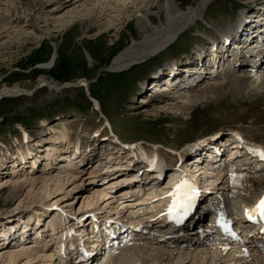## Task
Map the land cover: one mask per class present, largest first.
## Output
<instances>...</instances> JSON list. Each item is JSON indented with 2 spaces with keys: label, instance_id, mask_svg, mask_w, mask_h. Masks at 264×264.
<instances>
[{
  "label": "rangeland",
  "instance_id": "374dc122",
  "mask_svg": "<svg viewBox=\"0 0 264 264\" xmlns=\"http://www.w3.org/2000/svg\"><path fill=\"white\" fill-rule=\"evenodd\" d=\"M15 1L17 11L13 12L12 10V14L14 15L8 20L12 19L13 21L16 16H20L21 19H17L14 25L19 24L24 28L33 26L35 29L28 31L32 32V38L28 40L27 38H21L19 36L13 37L15 33L8 34L0 39V88L19 85L22 88L29 90L33 89V91L32 94L6 96L0 100V250L8 245L17 247L21 242L28 243L31 241L27 235L29 233L27 232L35 231L37 234L36 228L42 227L45 221L42 220L43 216H40L39 212L48 211L49 213H60L64 210V216L71 215L70 211L72 209L70 210V207H67L61 197L57 195H52V198H50L52 202H47V204H45L47 208H44L39 204L41 203L40 196L42 195L39 189H35L29 194L28 190L30 187L26 183L19 194H15V192L11 190V185L14 183V180L22 181L24 177L26 178V175L27 177H31L32 175H29L30 173L28 174L25 168L16 175L11 172V165L13 163L15 164L17 160L16 153L30 147L39 152L45 150L44 145L51 142L54 138L53 132L62 129L64 126L57 123L59 120L65 119L62 122L65 121V124H68L67 127L72 131L73 139H76L75 136L78 134H84L88 130L105 128L111 123L115 130L128 141L158 144L162 146L163 151H167L170 147H186L188 143L198 142L203 138H209L208 136H213L215 133L228 134L235 130H241L245 137L258 141L264 147V82L262 83L264 78H259L262 79V81L257 84L255 87L256 92L251 96L234 95L226 90L225 93L218 97L213 96L207 99V97H203V95L198 92L200 89L198 88V90L196 89L193 92L194 94L192 93V96L194 95L192 99L194 100L193 103L188 104L185 108H171L170 106H172V104L175 105V103H188V101H186L188 98L186 97L189 96L181 98L177 96L173 97V92L172 94L166 93L171 97H167L165 94H156L153 98L151 96L152 94L147 95L141 91V86L145 85L148 81L151 82L149 79L154 76L153 74L158 67H164L175 58L180 62V60H183V57L186 58V54L189 53V56H192L198 45H207L209 38H218V33L224 28L230 27V29H234L233 27L239 20L240 15L245 12L244 8L247 7V0H212L203 16L190 28L182 32L177 37L176 41L171 43L168 48L140 63L131 65L128 69L123 71H106L104 69L108 67L114 56L133 41V38L135 40L141 38L142 33L135 23V19L141 13L140 10L151 14L156 23L160 22L158 3L163 0H150V6L147 7L144 6L145 0H139V5H133V7H130L132 9L129 11L127 9V12L121 10L118 16H115V12L113 11L114 13H111V17L105 19L102 24L96 22L98 18L95 15V11H93V13L90 11L88 14L91 18L88 17V19H86L87 17H84V19L81 20H79L80 18H75L71 24L68 25V30H66V28L63 30L54 28L58 22H53V17L51 15L50 21H45L46 18H48L46 14L50 13L44 11L47 10L48 2L46 3L44 0ZM63 1L65 2V0H61L60 2L64 3ZM174 1L179 7L186 9L196 5L199 0ZM261 5L263 6V4ZM4 6L2 5V7ZM50 7L51 8H48V10H53L54 7ZM73 7L74 5L70 7V10ZM248 7L247 12H245L246 14L249 13L252 5L250 4ZM67 11V9H64L62 13L66 14ZM117 12L118 11H116V13ZM249 15L254 21V28L252 27L253 31L257 23L263 22L262 19L264 20V14L253 13V15ZM110 20L112 21L111 31L97 38L98 35H101L99 24L103 26L102 30L105 31L107 30L106 24H109ZM129 23L130 25L128 26ZM71 25L73 27L69 28ZM263 25L264 24H259L258 36L264 33ZM48 27L52 29L50 30ZM258 36L251 35L250 30H245L244 37L238 40L239 42L242 40L239 45H246L249 40V42H251L253 38ZM21 42L23 44H21ZM219 52L220 54H224L227 50L221 48L217 50L218 54ZM203 53L207 55V51H203ZM53 54H57L53 67L49 69L42 68L43 63L51 61V58L54 56ZM89 54L92 56V60L89 58ZM185 64L186 63H183L180 67L183 68ZM190 68L192 71L198 70L199 64L194 63ZM181 74L182 71L180 70V75ZM43 77L52 83H57L61 86L66 85L61 88V90H55L47 85L42 87L40 79ZM83 78L90 81L89 89L88 86H83L79 82V80ZM156 78L158 77H154L153 79ZM208 80H205V83L214 82V80ZM159 81L160 82L157 83L160 86L166 83H164L163 79H159ZM76 82L82 86H72V83ZM68 83L71 85H67ZM86 89L89 91V96ZM92 97L100 101L103 114L95 108L94 102H91L90 98L92 99ZM25 131H27L30 136L28 143H26L25 138H23ZM109 150L118 152L119 150L122 151V148L120 149L119 146L108 143L106 145L97 146L89 154L88 162H93V166L99 164L98 166H101V168L105 162H115L117 159L110 162V160L106 161V159L102 157V154H107ZM13 152L15 153L14 155ZM106 158H108V155ZM242 162L245 163V165H241V162L238 163L240 167L238 166L239 169H236L237 172L235 171L236 175L239 177H232L229 170L224 169L215 172L216 175L214 173V175L209 173L208 181H205V179L202 180L201 186H205V189L210 192L209 194L220 195L228 199L233 203L231 205H234V207L238 209L245 202L241 192H239L240 189L238 191L239 184L243 185L247 180L246 183L254 185L253 193H250L249 199H255L264 190V173H262V176H259L261 175L259 173L242 172L241 175V170L247 167V164H253L255 160L250 159ZM41 168L38 172L42 171ZM175 173H177V175H175ZM123 175L125 178L127 177L126 172H124ZM173 175L178 176L179 172L175 171L166 175V177L160 181L162 189L174 181V178H170L175 177ZM242 177H244V179H241ZM260 177H263V179L261 178V183L258 182V178ZM113 179L110 178L111 182ZM133 185L134 184L127 185L126 189L129 188L128 186ZM160 186L156 188L155 191H153L152 188H146L138 192L135 191L132 197L127 198L124 197L122 191L125 187H121L118 189L117 192L119 195L116 197V199L119 198L121 200L117 203H115L111 197L108 199V196H110L108 192L112 191L109 184H106V186H98L99 189L104 190L107 195L106 197L104 196L105 198L103 201L100 200L99 202L100 211L101 209L104 211L102 215H100L103 216L107 212H110L108 214L115 215L117 214V210H120L121 216L126 219L131 214L141 213V210H147L148 212L151 209L158 208L168 201L167 198L164 197L167 195L163 194V190L160 189ZM90 187L84 185V187L74 191L71 197H69L74 199V201L78 200L79 203L76 208L74 207V214L72 218H70L71 216L69 217L70 219L68 218V221L74 219L78 213L82 211L80 208L83 203V197L88 194L90 195L93 189L95 190V188L91 189ZM82 188H89V190L85 192L87 194H84L85 190ZM81 192L83 195L79 197ZM155 194L158 195L154 196ZM148 195L152 197V200L150 199L149 202L147 201L143 205L145 208H142L143 206H140V203L133 201L138 198L145 199ZM48 203H56V205L49 206ZM209 203L211 205L212 202ZM19 209L22 210L21 214H19L20 216L17 214V216L9 218L14 215L13 212L15 210ZM33 214L35 215L33 216ZM29 215L33 217L38 215L40 218L37 216L38 219L34 218L35 221L33 220L32 223H25L24 219H27ZM46 221L48 220L46 219ZM74 221L72 220L70 224H73ZM193 224L189 222L185 224L183 228H189V230L193 231L195 230ZM12 225L15 227L13 228ZM20 230L22 231L20 232ZM51 232L52 230L45 234L50 235ZM35 233H32V235H35ZM9 234H11V236ZM19 238L21 240H19ZM54 246H56V242L53 244V247ZM54 249L55 248H53L52 251H55ZM9 250L10 249H6V252ZM153 253L162 254V257H159L155 264H192L193 262V264L199 262V264H201L203 262L202 260H191V256H187L186 259L177 262L180 259L179 254L181 251L171 258L168 256V251H164L163 253V251L159 252L158 250ZM0 255H3L1 251ZM55 255L57 254L55 253ZM140 255L139 260L130 264H152L146 253ZM58 257L55 256L51 264H60V259H58ZM209 258L210 255H208V257L205 256L204 262L210 263L213 257H211L210 260ZM97 259V264H104L105 258L102 259L98 256ZM216 259L215 261H217ZM19 261V264H23L26 262V259L20 258ZM261 261L260 263L263 262L262 264H264V260ZM39 263L41 264V262ZM246 263L248 262L244 264ZM113 264H116V262ZM117 264H121V262ZM222 264H226V262H222Z\"/></svg>",
  "mask_w": 264,
  "mask_h": 264
},
{
  "label": "bare ground",
  "instance_id": "6f19581e",
  "mask_svg": "<svg viewBox=\"0 0 264 264\" xmlns=\"http://www.w3.org/2000/svg\"><path fill=\"white\" fill-rule=\"evenodd\" d=\"M44 1L46 3L48 2L47 3V10H44V11L50 12L49 14H46L48 16V18H46L45 21H47V20L50 21V15H51L53 17V22H58V24H56L54 28L60 29V30L61 29L63 30L65 28H66V30H68L67 29L68 25L71 24V22L75 18H80L79 20L84 19V17L85 18L87 17L86 19H88V17L91 18L88 14L90 11L92 13H93V11H95V15L98 18V20H96V22L97 23L100 22L102 24V22L105 19L111 17L110 16L111 13L113 14L115 12L114 13L115 16H118L120 14L121 10L124 12H127V9H128V11L130 9H132L130 7H133V5H139V2H138L139 0H65V2L63 1L64 3H61L60 2L61 0H58V1H56V0H44ZM211 1L212 0H199L196 3V5L190 6L186 9H182L181 7H179V5H177V3L174 0H163V1L158 3V11H159L158 15L160 16V22L159 23L155 22V19H154V17H152L151 14H149L148 12H145V11L142 12V10H140L141 13L140 14L138 13L139 15L135 19V23L142 33L141 38H139L137 40H135L133 38L132 39L133 41L128 46H126L121 52H119L116 56H114L113 60L111 61V63L108 65L107 68L110 71H123L125 69H128L131 65H133L135 63H140V62H142V61H144V60H146L152 56L159 54L161 51L168 48L171 43L175 42L177 37L182 32H184L187 28H190L194 23H196L198 21L199 18H201L203 16L205 10L207 9V7L211 3ZM252 1H254V0H247L246 6H249L250 3H252ZM150 2H151L150 0H145L144 6H146V7L150 6ZM2 5L3 6L6 5V6H4L5 9H4V7H2ZM72 5H74V7L70 10V7ZM50 6L54 7L53 10L52 9L48 10V8H51ZM1 9H3V10H1ZM64 9L68 10L66 14L62 13V11ZM12 10H13V12L17 11V6H16L15 0H0V39L4 38L8 34H13V33H15V34H13V37L19 36L21 38L22 37L27 38V40L32 38L31 37L32 32H28V31L34 30L35 28L33 26H31L30 28H27V27L24 28V27L20 26L19 24L14 25V22H16L17 19H21L20 16L19 17L16 16V18L13 21H12V19L8 20L9 18L13 17V15H14V14H12L13 13ZM116 11H118V12L116 13ZM76 20H78V19H76ZM259 24L262 25L264 23L262 22ZM259 24L257 23L255 30H253V31H252V29L250 30L251 35L259 34V32H258ZM106 25H107V30L104 29L105 31H103L102 30L103 26H101L99 24L101 35H98L97 38L102 37V36H104L105 33H108L109 31H111L112 21L110 20V23L106 24ZM129 25H130V23L128 24V26ZM71 27H73V26L71 25L69 28H71ZM48 29H50V27H48ZM235 31H236V28H234V29H230V27L226 28V29L224 28L223 30H221L220 33H218L219 37L217 39H221V37H223L222 39L224 40L225 36H227L228 34L231 35ZM260 36H262V35H260ZM21 44H23V43L21 42ZM56 53H57V51H56ZM243 53L244 52H240V54H243ZM219 54H220V52H219ZM56 58H57V54H55L51 58V61L43 63L42 68H48V69L52 68L54 65V62L56 61ZM89 58L92 60V56L90 54H89ZM201 59L202 58L199 57L198 61L200 62ZM240 59L244 60V58H240ZM169 65L170 64L168 63L167 67ZM233 67H234L233 64H231L228 67V69L225 70L224 76L223 77L222 76L216 77L214 79L213 83H205L206 82L205 79L200 81L199 84L201 87L199 90L197 89L198 92L200 94H202L203 97H205V98L207 97V99H210L213 96L218 97V96L222 95L223 93H225L226 90L231 92L234 95H243V96L254 95V93L256 92L255 87L257 86V84H259L262 81V79H259V78H264V65L257 68L254 72L252 71V72L243 73V74L238 73L236 68L234 69ZM178 70H179V68H176L175 72L177 73ZM164 78H166V77H164ZM160 79H162V78L160 77ZM169 79L170 78L167 77V79H166L167 82L165 84H163V86L156 85V88L154 89L156 91V94L159 92L162 93V92L168 91L170 89L169 86L173 81H172V79L171 80H169ZM158 80H159V78H158ZM40 82H41L40 84L42 87L47 85V86H49L55 90H59V89L61 90V88L64 87V86H61L57 83H52L51 81H49L48 79H46L44 77L42 79H40ZM79 82L83 86H88V89H89L90 81L88 79L83 78V79H80ZM263 82H264V80L262 81V83ZM67 85H71V84L68 83ZM32 91H33V89L29 90L26 88H22L19 85L10 86V87L4 86V87L0 88V100L6 96H17L20 94H32ZM171 91H172V89H171ZM182 93L183 94L185 93L186 95H187V93H189V97H186V98H188V100H186V101H188V103L184 100L186 103H179V104L175 103V105L172 104V106H170L171 108L172 107L185 108V106H187L188 104L193 103V101H194V100H192L193 96H194V95L192 96L193 92H190V91L187 92V91L182 90ZM156 94H155V96H156ZM177 94L174 93V94H172V96L173 97L177 96L179 98L185 97V96H182L180 93H179V95H177ZM165 95H167V97L170 96L168 94H165ZM92 99H93L95 108L103 114L102 105H101L100 101L94 97H92ZM63 120H65V119H63ZM63 120H59V121L57 120L58 121L57 123L64 125V126L62 129L53 132L54 140L53 139L52 140L54 142H48V143L46 142L47 143L46 146H48V147L44 148V149H47V152H46V154H47L46 160H47V164H48L47 169H49V168H51V169H49L47 172H45V170H46V167H45L44 172L39 171V172L34 173L32 175L29 174V172H28V174L31 175V177L30 176L27 177V175L25 174L27 179L24 177V179H22V181L14 180L13 181L14 183L11 185V190L13 192H15V194H19L22 191V189L26 183L30 187L28 190L29 194H30V192H33L35 189H39L42 192V195L40 196L41 203H39V204H40V206H43L44 208H47V206L45 205V204H47V202H50V201L52 202V199H50V198H52L51 196L57 195V196L61 197V199L63 200V202L66 204L67 207H70V210L72 209L70 211L71 215H69V216L68 215L64 216V214H65L64 210L63 211L60 210L61 211L60 213L58 211H57L58 213H54V212L49 213L48 211H45V212H39L38 211L39 215L43 216L42 220H45V221L44 222L42 221L43 222L42 227L40 226L39 228H36L37 229L36 231L41 232L42 234H45L47 232L46 228H48L49 231H50V229H53L54 233L56 234L57 231L61 230L64 227L65 223L70 224L72 222V220L73 221L75 220L74 222L80 223L82 221L84 215L87 214V212H88V214H90V211H93V217L95 219L98 215H100V214L102 215V212H104V211H102L103 209H101V211H100L99 202H100V200L103 201L107 195H106L105 191L99 189V187L102 185L106 186V184L110 183L111 180L110 181L107 179L102 180L101 178H99L101 175L100 173L103 174V171L101 172V169L102 170L106 169L108 171L110 168L111 172L109 173V176L115 177L113 179V181H116L115 183H118V184L127 183V179L125 178L123 173L126 171V169H124V168H128V165H129V164H127L128 158L126 157L124 152L120 151V150L118 152H112L109 150L107 152V154L106 153L102 154L103 158H105L106 161L110 160V162H112V160L117 159L113 163L105 162V164H103L104 168H101V166H97L95 170L91 169V170H89V173H87V174H86V172L79 170V167L76 164V163H78L76 161V156L75 155L72 156V154H69V150H70V147L76 146L77 143L80 142L77 140H79L81 138V135L78 134L77 136H75L76 139H73L74 137L72 136V134H73V133H71L72 131H70L68 129L67 125L65 124V121L62 122ZM219 135L220 134H218V133L213 134L214 138L216 137V139L218 138ZM213 136H208V137L212 138ZM228 137H229V135L219 137L217 139L218 142L215 141L214 144H210L209 146H211V145L219 146L220 144L223 145L225 143V141L229 139ZM23 138L27 139L28 134L24 133ZM205 139H208V138H205ZM205 139L203 138V139H200L198 142L188 143V145L183 148V151L193 150L194 147L200 146L201 142H204ZM256 142H258V141H256ZM117 146H119V145H117ZM251 146L252 147H249V150L253 154L255 153L256 150H257V152L259 151V149L264 150L263 146H259V145H255V144L251 145ZM132 147L133 146H130L129 148L132 149ZM205 147H203L202 154L207 150L206 149L207 147L206 148ZM236 147H238V146H236ZM120 149H121V147H120ZM170 149L171 150H173V149L179 150L180 148H170ZM235 149H233V150H235ZM76 150L79 151V153H80V151L83 149L80 145H78ZM230 151L233 152L232 149ZM18 152H20V154L22 153V157L25 156L23 154L24 153L23 150L18 151ZM57 153H58V155H57ZM179 154L182 155L180 151H179ZM106 155H108V158L105 157ZM156 156H157L156 153H152L149 156H145V159H150V162H153V163L157 162V164H158L157 169L160 172L164 168V165H163L164 163L162 161H159V163H158L159 159ZM123 160L125 163L123 162ZM7 161H9V160H7ZM237 161H239V160H237ZM259 161L260 160H258V162H256V163H259V166L257 168H259L260 170L258 171V173L261 174L259 176H262V173H264V162H263L264 159H261V161L263 163L259 162ZM55 164L58 166L55 169L54 168L52 169V165H55ZM100 165H101V162H100ZM191 165L194 166L195 169H192V171H190V175H188V176L193 178V180H194L193 185H191L190 182H188L187 177H183L182 183H177V181H178L177 177L181 176V174L178 176H175V175H177V173H175V175H173L175 177H170V178H174V181L172 183H170V185H168L167 187H165V188L163 187V189H162L160 186L161 179H155L154 180L155 184H153V186L148 187L152 183H147L148 184V185H146V187H148L147 189L152 188V190L155 191V189L159 188V186H160V189L163 190V194L167 195L164 197H166L170 203L171 198H172L170 193H172V195H173L174 188H176V187L181 188L182 189L181 190L182 195H183V193H185V195H186V191H184V189H188L191 186L194 187L196 183L198 184V180H201L203 178L205 179V181H208L209 176H207V175H210L209 173L215 174V172H219V170H222V166L214 167V169L212 168V170L205 171L204 172L205 177H202L203 176L202 172L198 169V167H196L197 165L195 163H192ZM238 166L240 167L239 164H233V165L229 166L228 168L227 167H224V168L226 170H229V173L232 174V177H239L235 173V171L237 172V170L239 169ZM208 169H211V168H208ZM246 169H248V168H243V170L241 171V175H242V172L243 173L248 172V171L250 173L256 172V170H250V169L246 170ZM95 171H98L100 173L97 175H94ZM197 171H199V172H197ZM11 172L14 174V170H11ZM217 175L219 176L218 173H217ZM216 177H215V179H216ZM82 178L86 179L85 182L83 181ZM219 178H220V176H219ZM261 178L263 179V177L258 178L259 183L262 182ZM217 179H218V177H217ZM241 179H244V177H242ZM121 180H123V181H121ZM118 181H120V182H118ZM141 181H144V179H142ZM129 182H132V181H129ZM246 182H247V180H246ZM246 182L243 185L239 184V188H238V191L240 189L239 192H241L243 199H245L244 204L241 205L242 208H245V206L247 207V205L257 201L259 196L264 193V190H263V192L258 197H256L255 199L254 198L249 199L250 193H253L254 185H251V184L246 183ZM84 185H87V187L92 186L90 188L91 189L95 188V190L93 189V192L91 190L92 193L90 195L88 194V195H85L83 197V203H82V206L80 208V210L82 209V211H80V213H78V215L76 217L74 215V217H75L74 219H71L68 221V218L70 216H71L70 218H72V216L74 214V211H73L74 207L76 208V206L79 203L78 200L74 201V199L69 198V197H71V195L74 193V191L79 190L81 187H84ZM210 185H212V184H210ZM123 186H125L124 197L127 198V197H132V195L134 194L133 192L140 189L139 187L141 185L136 184L134 186H128L129 188L133 187L134 191L130 190L129 188L126 189L127 184H125ZM123 186H120V187L117 186L112 191H109L110 193L108 192V194L110 196H108V199H110V197H111L115 203L120 201L121 199H119V198L116 199V197H118V195H119L117 192L118 191L117 188H121ZM255 188H256V186H255ZM82 189L85 190L84 194H87L85 192L87 190H89V188L88 189L82 188ZM152 190H150V191H152ZM192 190H193V188H192ZM189 191L190 190H187V193H189ZM82 192H81V195H79V197H81L83 195ZM193 192H196V191L194 190ZM156 195H158V194H155L154 196H156ZM182 195L180 197H182ZM148 196H147V198L145 197V199L144 198H138L135 200H133V199H131V200L135 201L136 203H140V206H143L147 201L149 202L150 199L152 200V197H150V196L148 197ZM140 199H143V200H140ZM133 201H130V202L134 203ZM186 202L187 201H183L182 203H186ZM48 204H49V206L50 205H56V203H53V204L48 203ZM231 204H233V203L231 202ZM231 204H229L230 211H234V213H236L237 208ZM173 205L174 204L172 203L170 206H173ZM161 207H159V208H161ZM142 208H145V207L143 206ZM58 209H60V208H58ZM155 209L156 208L151 209V211H153ZM159 210H162V208ZM21 212H22V210H20V209L15 210L13 212L14 215L10 216L9 218L17 216V214L19 215V214H21ZM28 213H29V211H28ZM108 213H110V212H107L104 216H111V214H108ZM117 214L120 216L122 215L120 210H117ZM34 215L35 214H33V216ZM33 216L29 215L27 219H24L25 220L24 222L25 223H27V222L32 223L33 220L35 221L34 218L38 219L37 218L38 215L35 217H33ZM40 216H38V217L40 218ZM129 218L130 219H136V220L137 219L143 220L142 214H140V213L131 214ZM46 219L48 221H46ZM117 222H123V221L117 220L116 223ZM143 222H145L146 225L148 224L149 226H151L148 229L149 226L145 225V227H146L145 231L151 232V231L158 230V232H157L158 234H161V233L165 234L163 237L164 239L157 237L158 236L157 235V236H153V237H149V238L146 237V238H144L145 240L143 239L140 241H138V240H131L130 241L129 240L128 243L123 247V249L118 250V251L116 250V252H114V253H110L108 258L105 259V261L103 262L104 264H113L114 262H116V264L120 263V262H121V264H130V263H133L134 261L136 262V260H139V258L141 256L140 254H142V253H146L147 257L150 258V260H149L150 263L155 264L156 260L159 257H162L161 253H156V254L153 253V252H157L158 250H159V252L163 251V253H164V251H168V254H169L168 256H170V258L173 255H176L178 252L181 251V253L179 254L180 259L177 262H180V261L186 259L187 256H191V260L192 259H195L196 261L202 260L203 262L201 261L202 262L201 264H222V262H226V264H244L245 262H248L250 264H262L263 263L262 261L264 260V239L252 240L250 243H247V244H245V243L240 244L241 242H237L235 240H226L225 242L216 240V241L208 242V243L189 245V244H186L184 241L177 240L179 236L178 237L175 236L179 232H182L184 234H189L191 232V230H189V228L188 229L183 228L179 232L176 231L177 229L173 230V231L167 230L168 232H166V230L164 228H162V226L158 225L157 223H154L152 225V223L149 220H143ZM103 225H104V223L102 220L100 222H99V220H96V222H94L95 228L96 227L99 228L100 226H103ZM19 226H22V225H19ZM14 227L15 226H13V228ZM94 227L92 228V230H94ZM115 228H116V226H115ZM247 230L252 232V229L250 230V228H247V227L243 228V231H247ZM21 231L22 230H20V232ZM81 231L84 232L85 234L88 233L87 227H82ZM169 231L171 233H169ZM27 233H29L27 235H28L29 239L31 240V235H32V233H35V231L34 232L31 231V232H27ZM9 235L11 236V234H9ZM48 235H47V238L41 239L40 244L39 245L37 244L36 246H33L35 241H29V242L27 241L28 243L21 242L17 245V247H14V245L10 246L7 244L8 246H6L0 250L1 253L3 254V255H0V264H19L20 258L26 259V262L23 264H35V263H39V262H41V264H51V261L53 260V258L55 256L61 257L60 258L61 264H63L64 262H65V264H97V261H98L97 257L99 256L98 253L96 256H94L91 259H87L86 261H78V259H75L74 261H71V262L66 261L68 259L67 258L68 253H66L65 250L64 251L60 250L59 255H55L56 252L54 251L55 252L54 253L51 248L53 247V244H55V242H56V246H59L58 244L60 242L59 241L60 236L58 239L57 238L58 235H56L57 239H56V241L53 242V240H55V238L53 237V240H52V237H49L50 239H48ZM15 236H16V234H15ZM36 236H38V235H36V233H35V235L33 234V238ZM3 237H4V235H3ZM97 237H99V235H97ZM19 240H21V239L19 238ZM73 243H75V241ZM29 245H31V246H29ZM104 246H106V245H104ZM108 246L110 247V245H108ZM20 247H24V248L17 249ZM61 248H63V247L61 246ZM6 249H10V250L8 252H6ZM176 250H179V251H176ZM208 255H210V258L213 257L212 260L210 261V263L204 262L205 256L208 257ZM59 257H58V259H59ZM216 257H217V259H216ZM210 258H209V260H210ZM215 259L217 261H215ZM261 259H262V261H261ZM172 260H173V258H172ZM260 261L262 263H260ZM166 262H167V260H166ZM174 262H176V261H174ZM174 262H172V263H174ZM215 262H217V263H215ZM199 263H197V264H199ZM248 263H246V264H248Z\"/></svg>",
  "mask_w": 264,
  "mask_h": 264
},
{
  "label": "snow or ice",
  "instance_id": "6c2138e0",
  "mask_svg": "<svg viewBox=\"0 0 264 264\" xmlns=\"http://www.w3.org/2000/svg\"><path fill=\"white\" fill-rule=\"evenodd\" d=\"M259 155L261 156L262 159H264V150H259ZM174 207H175V202H174ZM184 208H185V211H186L187 205H184ZM258 212H259L260 218L261 219H264V198H261V200L258 203ZM248 218L249 219H252L251 216H249ZM221 226L223 227V229H224L225 232H228L231 235L235 236V233H232L231 232V229H230L229 224L227 222H225Z\"/></svg>",
  "mask_w": 264,
  "mask_h": 264
},
{
  "label": "water",
  "instance_id": "95a60500",
  "mask_svg": "<svg viewBox=\"0 0 264 264\" xmlns=\"http://www.w3.org/2000/svg\"><path fill=\"white\" fill-rule=\"evenodd\" d=\"M106 70H109L108 68H106ZM66 85V84H65ZM64 85V86H65ZM79 85V83L78 82H76V83H72V86H78ZM81 85V84H80ZM87 90V89H86Z\"/></svg>",
  "mask_w": 264,
  "mask_h": 264
}]
</instances>
